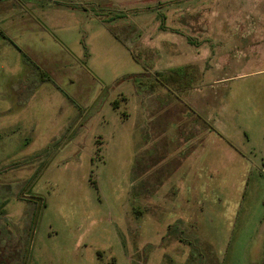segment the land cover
I'll return each instance as SVG.
<instances>
[{
	"label": "rangeland",
	"instance_id": "rangeland-1",
	"mask_svg": "<svg viewBox=\"0 0 264 264\" xmlns=\"http://www.w3.org/2000/svg\"><path fill=\"white\" fill-rule=\"evenodd\" d=\"M0 264H264V0H0Z\"/></svg>",
	"mask_w": 264,
	"mask_h": 264
},
{
	"label": "trees",
	"instance_id": "trees-1",
	"mask_svg": "<svg viewBox=\"0 0 264 264\" xmlns=\"http://www.w3.org/2000/svg\"><path fill=\"white\" fill-rule=\"evenodd\" d=\"M112 106H113L114 109H117V101H114L113 104H112Z\"/></svg>",
	"mask_w": 264,
	"mask_h": 264
}]
</instances>
